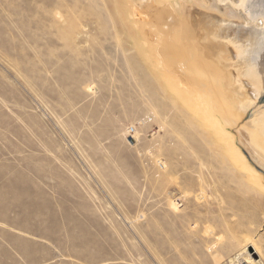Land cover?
<instances>
[{"label":"rangeland","instance_id":"rangeland-1","mask_svg":"<svg viewBox=\"0 0 264 264\" xmlns=\"http://www.w3.org/2000/svg\"><path fill=\"white\" fill-rule=\"evenodd\" d=\"M129 1L0 0V264H264V189L143 51L232 6Z\"/></svg>","mask_w":264,"mask_h":264},{"label":"bare ground","instance_id":"bare-ground-1","mask_svg":"<svg viewBox=\"0 0 264 264\" xmlns=\"http://www.w3.org/2000/svg\"><path fill=\"white\" fill-rule=\"evenodd\" d=\"M217 1L232 6V21L207 15L197 25L201 30L197 42H188L195 29L184 20L180 21L179 29L174 30V36L170 31L172 39H169L166 32H161L169 15L164 9L152 10L151 25L156 28L153 31L154 26L150 25L153 34L147 35L152 39L146 41L143 51L169 92L224 141L226 153L264 189V177L242 152L243 147L264 172V0ZM126 3L127 12H131L130 1ZM142 7L146 9L144 4ZM170 27H166L167 32L175 25ZM227 82L230 84L226 88ZM244 118L247 119L245 123L242 122ZM251 259L249 255L246 257L257 264ZM237 264L245 263L239 261Z\"/></svg>","mask_w":264,"mask_h":264},{"label":"built area","instance_id":"built-area-1","mask_svg":"<svg viewBox=\"0 0 264 264\" xmlns=\"http://www.w3.org/2000/svg\"><path fill=\"white\" fill-rule=\"evenodd\" d=\"M133 131H134V127H132V128L129 130L130 133L133 132Z\"/></svg>","mask_w":264,"mask_h":264}]
</instances>
